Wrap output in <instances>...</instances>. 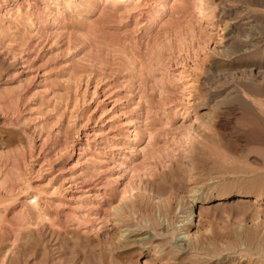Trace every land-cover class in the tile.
I'll use <instances>...</instances> for the list:
<instances>
[{
    "label": "rangeland",
    "instance_id": "obj_1",
    "mask_svg": "<svg viewBox=\"0 0 264 264\" xmlns=\"http://www.w3.org/2000/svg\"><path fill=\"white\" fill-rule=\"evenodd\" d=\"M205 1L0 0V264H264V0Z\"/></svg>",
    "mask_w": 264,
    "mask_h": 264
},
{
    "label": "bare ground",
    "instance_id": "obj_2",
    "mask_svg": "<svg viewBox=\"0 0 264 264\" xmlns=\"http://www.w3.org/2000/svg\"><path fill=\"white\" fill-rule=\"evenodd\" d=\"M106 1V3H108V2H113V3H116V2H118V1H130V0H105ZM201 1V3H202V5L201 6H199L200 8V13L202 14V17L205 19V21H206V23H210V20H209V18L207 17V13H206V8H207V6H205V0H200ZM66 2H68V1H66ZM162 2L161 3H159V6H162ZM20 11V10H19ZM203 19V20H204ZM205 23V24H206ZM227 24V22L225 23V25ZM142 115H144V114H142ZM260 119V118H259ZM261 120V119H260ZM138 121V120H137ZM263 122H261L262 124H260V126H259V128H257L256 126V128L257 129H254L253 131H255V135L257 136V140H256V138L254 139V140H256V141H264V120H262ZM252 130V129H251ZM253 131H251V132H253ZM193 133V132H192ZM187 135L189 136V137H191V133H190V128H189V130H188V132H187ZM253 138V137H252ZM136 140V139H135ZM148 140H150V139H148ZM137 142V141H136ZM143 142V141H142ZM262 143V142H261ZM140 150H143V147H140ZM139 151V150H138ZM133 156V155H132ZM135 158V157H134ZM255 187V186H254ZM195 191V190H194ZM251 192H248V191H244V190H234V191H224V192H221V193H218V194H211V193H206V194H203V193H201V194H198V195H194V197H193V200L190 202V205L188 206V209H189V211H191V209L193 208V205L194 204H196L197 205V202H202L203 200H205L206 198H208V199H211L212 197L213 198H216V199H222V198H227V197H229L231 194H240V195H248V194H250ZM255 197H258L259 199L260 198H264V191H261V190H256L254 193H252ZM185 223V222H184ZM188 223V222H187ZM189 224V223H188ZM185 234H184V236H182V237H180V238H178L177 239V247L179 248H181V250L182 249H185V246L186 245H188L189 247H195L197 244H199L200 243V239H197L196 240V242H193V241H191V238H189V233H187V232H184ZM188 237V238H187ZM178 241H180V242H178ZM187 248V247H186Z\"/></svg>",
    "mask_w": 264,
    "mask_h": 264
}]
</instances>
